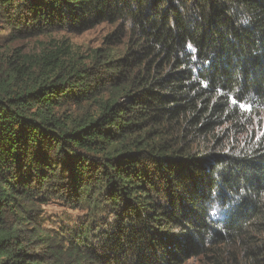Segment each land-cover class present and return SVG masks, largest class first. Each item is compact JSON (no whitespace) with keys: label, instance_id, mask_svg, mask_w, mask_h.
<instances>
[{"label":"trees","instance_id":"1","mask_svg":"<svg viewBox=\"0 0 264 264\" xmlns=\"http://www.w3.org/2000/svg\"><path fill=\"white\" fill-rule=\"evenodd\" d=\"M0 19L114 27L86 58L15 56L0 87V264H264V0H0ZM51 203L83 218L50 228Z\"/></svg>","mask_w":264,"mask_h":264},{"label":"rangeland","instance_id":"2","mask_svg":"<svg viewBox=\"0 0 264 264\" xmlns=\"http://www.w3.org/2000/svg\"><path fill=\"white\" fill-rule=\"evenodd\" d=\"M113 31V26L100 25L84 33L53 32L30 38H15L17 31L0 19V87L8 86L12 80L16 83L23 82L14 70L15 66H21L23 62L21 59L15 62V56L34 58L43 49L52 51L66 49L75 57L86 58L104 48V38ZM252 125L255 133L264 128V112L256 116ZM41 212H43L42 218H45L41 223L51 224L50 228L72 224L75 220L83 218L82 213L72 211L59 203H51ZM187 264H198V262L190 261Z\"/></svg>","mask_w":264,"mask_h":264},{"label":"snow or ice","instance_id":"3","mask_svg":"<svg viewBox=\"0 0 264 264\" xmlns=\"http://www.w3.org/2000/svg\"><path fill=\"white\" fill-rule=\"evenodd\" d=\"M234 102H236V101H234Z\"/></svg>","mask_w":264,"mask_h":264}]
</instances>
